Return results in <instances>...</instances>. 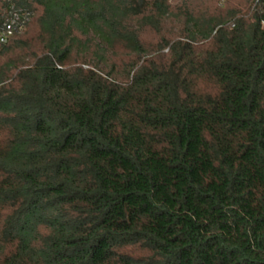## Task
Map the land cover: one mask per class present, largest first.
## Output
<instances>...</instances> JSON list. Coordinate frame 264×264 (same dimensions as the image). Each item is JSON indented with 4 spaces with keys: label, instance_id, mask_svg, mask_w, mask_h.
I'll return each mask as SVG.
<instances>
[{
    "label": "trees",
    "instance_id": "16d2710c",
    "mask_svg": "<svg viewBox=\"0 0 264 264\" xmlns=\"http://www.w3.org/2000/svg\"><path fill=\"white\" fill-rule=\"evenodd\" d=\"M191 1L0 0V264H264V0Z\"/></svg>",
    "mask_w": 264,
    "mask_h": 264
},
{
    "label": "rangeland",
    "instance_id": "374dc122",
    "mask_svg": "<svg viewBox=\"0 0 264 264\" xmlns=\"http://www.w3.org/2000/svg\"><path fill=\"white\" fill-rule=\"evenodd\" d=\"M231 3V2H230ZM243 0H233L232 6L242 5ZM191 4L194 6L193 8H198L194 11V15L200 16L201 19L209 18V17H225L228 14V6L229 3H219L218 0H192ZM173 17L163 22V34L168 38H174L177 36L184 35L185 26L183 17L177 13V10H174ZM40 17V10L35 11L34 18L32 22L22 31V33L18 34L16 39L12 42L11 47H13L12 52L8 54V56L2 57L0 61H3L5 58L12 59L14 62L20 64L21 62H27L30 59V55L35 52H39L44 46V36L41 33L39 27L37 26L38 18ZM133 25V24H132ZM184 26V27H183ZM182 34V35H180ZM156 38L150 31L146 30L143 34V39L145 43V49L151 50V45L156 42ZM89 52L93 53L95 51V46L89 47ZM83 53V50H79L78 54ZM88 53V54H90ZM77 54V55H78ZM151 54L150 52L147 53ZM166 54V50L164 51ZM105 59L108 60L109 64H115L117 68L127 67L129 68L134 62L136 58L129 54L121 51L119 47L115 49L114 53H106ZM74 59H76L74 57ZM121 59V61L119 60ZM119 61V62H118ZM101 68H103V64H100Z\"/></svg>",
    "mask_w": 264,
    "mask_h": 264
},
{
    "label": "built area",
    "instance_id": "2783aa9c",
    "mask_svg": "<svg viewBox=\"0 0 264 264\" xmlns=\"http://www.w3.org/2000/svg\"><path fill=\"white\" fill-rule=\"evenodd\" d=\"M30 13L18 14L11 11L0 24V49L7 44L14 35L21 33L31 18Z\"/></svg>",
    "mask_w": 264,
    "mask_h": 264
}]
</instances>
